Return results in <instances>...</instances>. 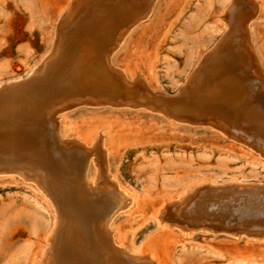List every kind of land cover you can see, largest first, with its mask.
<instances>
[{
  "label": "rangeland",
  "instance_id": "1",
  "mask_svg": "<svg viewBox=\"0 0 264 264\" xmlns=\"http://www.w3.org/2000/svg\"><path fill=\"white\" fill-rule=\"evenodd\" d=\"M67 1L0 0L1 85L23 79L50 50ZM248 1L257 6L249 20V40L264 70V0ZM231 2L154 0L147 15L126 30L112 50L111 63L123 70L128 82L135 79L137 94L155 107L132 99L116 103L112 97L68 106L59 113L57 128L66 141L78 136L89 142L102 129V160L95 145H84L86 150L71 146L91 154L87 179L97 172L94 188L89 189L97 202L105 190L115 188L114 182L131 194L130 203L117 209L109 222L113 241L128 254L134 247L153 254L161 264H264V237L254 236L250 228L237 231L216 220L191 225L184 214L193 199L201 202L206 194L239 204L252 194L264 200V150L256 140L232 135L230 119L196 118L193 112L177 118L174 113L184 106L181 95L195 85L188 78L197 63L214 56L233 31L234 24L226 21ZM91 6L82 4L74 13L62 33L63 43L73 20L85 17ZM92 35L100 36V29ZM53 57L54 53L46 60ZM217 85L213 96L229 106L231 118L245 116L238 88ZM190 191L192 197L185 200ZM175 199L179 209L164 204ZM51 206L56 208V202L39 179L0 169V264H36L53 219ZM165 207L169 220L161 222L156 214Z\"/></svg>",
  "mask_w": 264,
  "mask_h": 264
},
{
  "label": "bare ground",
  "instance_id": "2",
  "mask_svg": "<svg viewBox=\"0 0 264 264\" xmlns=\"http://www.w3.org/2000/svg\"><path fill=\"white\" fill-rule=\"evenodd\" d=\"M153 3L154 0H68L58 18L50 50L23 79L0 84V120L3 121H0V169L24 171L39 179L57 206H51L53 219L43 236L36 264H161L153 254L140 253L134 247L133 254L126 253L110 235L113 213L130 203L131 194L116 182L115 188L105 190L98 202L97 196L89 192L94 188L97 174L95 171L87 179L88 162L93 159L90 153L71 145H87L88 149L95 145L102 160L105 155L102 129H97L89 142L78 136L70 142L62 139L65 136L61 138L57 128L59 113L75 104L99 103L113 97L116 103L132 99L153 106L154 103L137 94L140 90L134 87L135 79L132 85L123 70L110 60L112 50L126 30L147 15ZM82 4L93 7L86 10L85 17L73 20L63 43L62 33L74 19V13L81 11ZM256 7L248 0H232L226 21L229 18L234 24L233 31L214 56L197 63L188 78V83L195 85L181 95L179 101L184 106L174 113L177 118L193 112L196 118L212 115L216 121L230 119L229 127L235 131L232 135L242 139L252 137L258 142V149L264 150V70L257 64L247 31ZM95 29H100V36H95L97 44L92 35ZM53 53L55 57L49 59L55 60H46ZM217 83L238 88L239 106L245 116L231 118L229 106L213 96L219 87ZM191 193L184 199L191 198ZM252 195L239 204L224 200L219 194H206L201 202L193 199L189 203L184 210L185 218L196 226L216 220L221 226L237 231L250 228L254 236L264 237V200ZM173 202L180 203L175 199L164 204ZM167 211L168 207L158 208L156 216L161 217V222L169 220Z\"/></svg>",
  "mask_w": 264,
  "mask_h": 264
}]
</instances>
